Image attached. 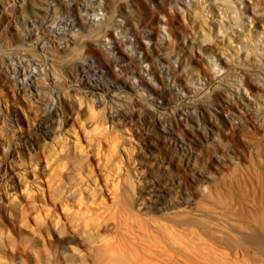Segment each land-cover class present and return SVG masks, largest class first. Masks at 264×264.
Here are the masks:
<instances>
[{
    "label": "rangeland",
    "instance_id": "obj_1",
    "mask_svg": "<svg viewBox=\"0 0 264 264\" xmlns=\"http://www.w3.org/2000/svg\"><path fill=\"white\" fill-rule=\"evenodd\" d=\"M42 1L51 6L45 2L42 4ZM61 1L0 0V261L4 264H28L29 258L26 256H9L17 246L27 242L34 251L51 248L47 253L64 256L67 261L61 264H83L84 256L88 253L90 255L85 258V264H138L126 253L112 259H99L93 247L101 244L102 239L114 236L124 246L131 247L132 243L143 256L146 255L147 262L141 264H264V166L261 165L264 164V155L261 154L264 152L261 140L264 137L261 124L264 116H260L262 120L256 124L258 128L251 124L246 136L240 132L237 137L240 159H225L218 163L222 146L216 149L194 138L191 144L186 145L194 149L197 162L193 169L187 165L186 153L181 149L182 143L176 140L180 132L171 133L161 125L152 126V106H141L148 111V115L143 113L140 118L128 114L112 116L111 112L116 107L125 111L131 110L132 105L128 104L129 108L126 106L128 101L119 99L110 101L111 96L116 94L110 91L111 94L106 95L109 101L95 106L99 112L95 110V114H91L90 101L79 99L84 98L81 90L84 88V79L76 76L74 66V72L70 70L75 59L83 58L84 47L78 44L82 47L78 48H81L79 52L76 51L78 56L74 55L75 51L62 53L60 57L53 53L54 47L61 43L65 45L66 41H59L49 29L52 27L57 30L56 33H62L65 21L71 18L62 9ZM85 1L81 0V3ZM123 1L126 0H120ZM181 1L186 2L183 9L187 10L184 11L185 19L178 15L179 22L172 26L174 33L178 34L177 38L189 39L191 37L188 35L191 34L200 40L204 32L214 30L215 38L207 53L234 58L237 64L235 52L239 46H236L237 43L231 45L226 39V33L218 32L222 0L212 4L211 0ZM247 1L250 4L257 1L259 6L264 5V0ZM241 3L242 0L236 2L241 6L240 9H244L245 4ZM55 4L57 11L53 10ZM46 6L49 7L47 18L50 20L44 18L43 9ZM202 11L204 15L209 14L208 26L204 24L203 16L199 15ZM147 12H150V17L146 21L138 24V19H133L131 26L144 30L145 34H150L154 29L155 34H160L167 41L168 28L160 21L163 15L152 9V1L151 9ZM100 13V19L98 16L97 19L105 20L102 10ZM254 18L252 25L249 24L250 18H244L246 25L238 28L241 34L247 35L252 46L261 48L257 57L252 56L254 64L259 68L251 73L253 77L262 78L264 17ZM33 19L43 20V25L34 31V40L44 44L48 51L37 52L36 56L30 55L27 49L29 42L23 39L29 30L25 22ZM222 24L225 26L227 22ZM123 29L127 32V27ZM123 29L122 34L118 30L116 34L121 37L125 35ZM81 32L80 39L89 36V33L85 32L88 34L85 35ZM145 41L150 43L152 39ZM202 48V51H192V56L200 57L198 64L204 72L213 67L204 62L203 52L207 47L202 45ZM94 52L92 56H85L89 60L84 57L88 64L85 77H97L96 80L100 79L103 83L114 81L115 73L112 72L102 75L98 71V75H94L96 63L93 66V61L104 57L103 53H96L97 50ZM73 55L76 58L72 61ZM11 59L17 69H21L22 65L26 68L24 63L32 60L33 67H27L28 70H35V66L43 70L41 72L36 69L46 77L41 75L44 78L42 83H45V89L42 90L47 91V94L42 92L46 98L49 96L47 106H38L32 97L29 98L9 81V73L13 76L12 70H8L14 65ZM258 59L261 63H258ZM55 68L63 73V80L59 78L57 84L51 83L54 76L52 70ZM205 81L197 79V85L204 86ZM58 93H67L62 98V105H59L61 107H57L61 114V125H55L51 135L34 139L32 126L37 125L43 116L42 108L54 105ZM249 95L253 98V106L250 110L243 109V112H246L249 122H254V116L249 112L257 105L253 102L257 95L253 92ZM131 97H134V93H131ZM174 105L158 104L155 110L158 114H166L164 126H174L177 131L172 113ZM253 163L257 164L256 167ZM132 179H136L138 184L136 192L143 194L141 200L134 197L131 191ZM160 188L167 190L166 196H162L158 190ZM152 189L157 193L156 196L150 192ZM137 232L140 235L134 238Z\"/></svg>",
    "mask_w": 264,
    "mask_h": 264
},
{
    "label": "bare ground",
    "instance_id": "obj_2",
    "mask_svg": "<svg viewBox=\"0 0 264 264\" xmlns=\"http://www.w3.org/2000/svg\"><path fill=\"white\" fill-rule=\"evenodd\" d=\"M62 1L60 2L62 3V9H64L65 13H69L71 18L68 17V19L65 21L66 25L63 29H61L64 30V32L56 33V29L52 27L51 29H49L51 32L55 33V37L58 38L59 41L63 39L66 41L65 45H63L64 43H61V45L59 44L58 46L54 47L53 53H56L57 56L60 57L63 55L62 53H67L69 51L79 52L78 50H81V48L84 47V55H82V52L80 53L84 58L85 56H92V53H95L94 51L97 50L98 52L96 53H103L102 55H104L105 58L103 57V59L101 60V57H95V59H97L93 61V66L96 63L94 68L96 72L94 75H98V71H100L102 75H104V73L109 74L110 72L115 73L114 81L112 80L109 83H103L104 81L100 79H98L100 80V82H98V80H96V76V78L94 79H91V77L87 79V77H85L87 74L85 68L87 67L86 65H88L86 63V59H89L85 57L86 59L84 58V62V60L82 61L83 58L80 57L82 59L77 60L78 58L75 59L76 57H74L77 52H73L74 55L72 61L74 59L75 61L72 62L70 70L72 72V67L74 66V68H76L74 70L76 71V76L79 75L84 79V88L82 87L81 89L83 91L84 98L79 97V99L80 101H82V99L90 101L89 103L91 105H89V109L91 110V114H95L96 111L99 112L97 109H95V106H100L104 102L107 103L109 100L107 101L106 95L108 93L111 94V92L114 91L113 93L116 94H113L111 96L112 98L110 99V101H112V99H119V101L122 100L124 102L128 101L126 106H128V104H131L132 106L131 110L125 111L120 109L119 106V108H113L114 111L112 110L111 112L112 116L118 117L119 115L123 116L128 114L140 118L143 113H145L144 115H148V111L142 108L143 105L145 104V106H152V126L154 125L153 127H156L157 125H161L165 131L167 130L171 133L180 132L181 136L179 134V138H177L176 140H179L182 143L181 149L184 150V153H186L185 156L187 165H191L193 169L196 168L195 164L197 162L195 158L196 156L194 154V149L189 148L186 145L191 144L194 138L198 139V141H204L207 146H213L216 149H219L220 146H222L221 154L217 158L218 163H222V161L225 159H240V154L238 153L237 148L238 145H236L237 137L239 136L240 132L244 134V136H246L248 131L250 132V130L248 129L252 127L251 124L255 126L254 128H256L258 126L256 124L261 123L262 119H260V116H264V68L261 69V73L263 75L262 78H256V76H254V78L252 76V70L259 68L254 64L252 56L257 57L258 51L261 48H255V45L252 46V44L249 43V38H247V35L241 34L242 32H240V29L238 27H243L246 25L244 18H250L249 24L251 25L253 23V20L255 19L254 17H257V19L258 17L263 18L264 5H260V7L257 1L250 4L248 3L250 1L242 0L241 4H245V7L244 9H240L241 6L236 4L237 0L221 1L222 7H219V12L222 17L221 21H219L220 28L218 32L220 34L226 33L225 35L227 41H229L231 45H233V43H237L236 46H239V48L237 47L238 49L236 48L237 50L235 52V57L238 58V62H236L237 64H235L234 58H229L228 56L217 57L215 53H207L211 48V41L215 38L214 30L204 32L200 40L193 38L192 36H190L191 34L188 35L189 37H191L189 39L185 38V40H179L177 38L178 34L176 35L174 33L172 26H175V24L179 22L178 15L180 17H183V19H185L186 17L184 11L187 9H183L184 4L186 3H184V1L151 0L152 9L163 15V17H160V21L164 23L168 28L169 37L167 38V41H164L160 34H155L154 29H152V32H150V34H145L144 30L140 31L139 29H136V27L134 28L131 26L133 19H138L137 21L139 24L146 21L150 17V12H147L148 9H151V1L149 0H126L123 2H120V0H91L90 3L88 0L83 3H81V0ZM207 1L208 0H206L205 2ZM214 1L217 0H211V4ZM44 2L46 3V1H42V4ZM46 4L49 5L48 2ZM203 5L205 6L204 3ZM50 6L51 5H49V7ZM55 6L56 4L53 5V10L55 9L57 11ZM49 7L46 6L43 9L45 13L44 18H47V14L50 13ZM168 8V11H171V13H168V11H166V9ZM101 10L103 11L102 14L105 16V20L99 21L97 19V16L98 14H101ZM196 14L198 13L196 12ZM55 15L54 17H56ZM199 15L203 16L204 24H207L208 26L210 24L208 22L209 14L204 15L202 11V14ZM47 19L50 20L51 18ZM224 21L227 22L225 26L222 24L224 23ZM60 23L61 22H59L57 26ZM41 25H43V20L41 22L40 20L37 21L33 19L25 22V26L29 30L23 39L26 43L29 42L27 43L28 48H26L29 52H31L30 55L47 50L45 49L44 44H41L40 42L34 40V31ZM124 27H127V32L123 29ZM122 29L126 32V34H123L121 37V35L116 34L115 31H121L122 34ZM80 32L84 34L85 32H87L89 33L90 37L85 36L87 39H80ZM87 33L85 35H88ZM82 37L84 36L82 35ZM103 38L108 39V41H105ZM145 39H152V42L148 43L145 41ZM72 44L74 45L72 46ZM78 44L82 45V47L80 45L78 46ZM75 45H77V47ZM202 45L207 47V49H204L205 52H203L205 55V61L204 59L202 61L207 62V64L209 63L210 66L213 67L212 69L208 68L204 72L201 70L200 65L198 64L201 60H199L200 57L197 56L195 58L192 56L194 55L192 54V51L203 49ZM79 47L81 48L78 49ZM162 48H164V50ZM167 49L170 50L166 51ZM28 51L25 52L28 54ZM39 54L40 53H38V55ZM27 56L26 58H28ZM76 56H78V54ZM35 58H33L32 60H34ZM39 59L40 58H38V60ZM12 60L13 59H11V61ZM66 61L67 60H65V62ZM70 61L71 59L68 62ZM250 61L253 63L248 64ZM31 62L27 61V63L24 64L29 67V69H31ZM45 62L47 63V61ZM144 63H146V66H143ZM258 63H261V60L258 59ZM16 64L18 63L16 62ZM14 65L12 68H6L8 70H12L13 72V76H11V73H9V81H12L14 85H17V88H19L22 93L28 95L29 98L32 97V99L37 102L38 106L42 107L41 105H45L49 96H47L46 98L42 92L44 91L47 94V91L42 90L43 88L45 89V87H43V84L45 83H42L44 81H42V79L44 78H41V72L43 70L41 71L39 68H36L37 66L34 67L35 70H28L26 66L25 67L27 69L24 68V65L21 66V69H17V65ZM54 67H57V65H55ZM36 69H39L41 72H38ZM52 71L54 76L53 78H51V83L55 84L56 82L60 81L59 78H62L61 76L63 73L61 74V71L58 68H55ZM43 76L44 75H42V77ZM87 76L90 75L88 74ZM197 79H203V81L206 80L204 86H198ZM201 84L203 83L201 82ZM252 92L257 95L253 101L257 105L255 108H253L252 112H249V114H253L254 122H249V118H247V114L246 112H243V109L250 110V108H252L253 105L251 100L253 98L251 99L249 95ZM131 93H134V97H131ZM244 93L245 97L247 98L244 97ZM60 94L58 93L59 96L56 97L55 103H53V98V102L51 103H53L54 105L45 107L44 109L42 108L43 116L37 122V125L35 124V126H32L34 139H40L43 135L46 134L51 135V131L52 129H55V125H58V127L61 125V114L59 112V108L57 107H61L59 105L63 101L62 98L66 97L67 93H63L61 95ZM259 99H261L262 102ZM129 100L131 101V103L129 102ZM119 103L121 105V102ZM158 104H175L173 106L172 113L176 120L177 131L174 126L171 128L164 126V115L166 114H158V112L155 110ZM122 108L124 109V107ZM261 124L264 127V120ZM262 126L260 127L262 128ZM171 138L173 137L171 136ZM261 140H263L264 144V137H262ZM262 153L264 155V152H261V154ZM255 165L257 164H254L253 166ZM261 165L264 166V164ZM136 185L138 186L136 179H132L131 191L134 192V197H137V199L141 200L143 199V194L140 192H136ZM158 190L162 192V196H166V189L160 188ZM154 191L155 190L152 189V191L150 192L154 193ZM156 195L157 193H154V196ZM24 221L25 218L22 219L23 223ZM139 235L140 234L137 232L134 238H138ZM35 240L40 241L39 238H35ZM26 243L27 242H24L21 246H17V248L13 252L11 251V254L9 253V256L11 258H14V256L16 257L18 255L26 256L29 258L28 264H34V260L37 263L40 262L42 264H61V262L67 261L64 256H57L56 253L52 254L51 252H48V254L47 251H50L51 248L34 251ZM100 243L101 244L96 245V247H93V251L97 252V256H99V259H112L116 258L121 253H126L130 256L131 260L134 259L133 261L138 264H141L140 262H147V258L145 257L146 255L143 256V254L140 253V250L136 249V246L132 243H130L131 247L124 246L123 242L114 236L108 237L107 239H102ZM89 255L90 253L86 254L85 256L83 255V264H85V258H89ZM0 264L4 263L0 261Z\"/></svg>",
    "mask_w": 264,
    "mask_h": 264
}]
</instances>
